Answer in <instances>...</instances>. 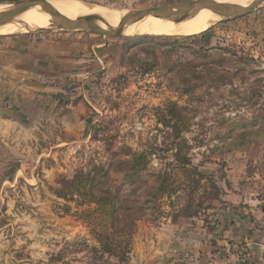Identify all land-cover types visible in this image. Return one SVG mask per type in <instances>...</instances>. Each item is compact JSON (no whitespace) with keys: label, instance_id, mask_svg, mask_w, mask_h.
Returning a JSON list of instances; mask_svg holds the SVG:
<instances>
[{"label":"rangeland","instance_id":"1","mask_svg":"<svg viewBox=\"0 0 264 264\" xmlns=\"http://www.w3.org/2000/svg\"><path fill=\"white\" fill-rule=\"evenodd\" d=\"M19 1L24 0L15 2ZM192 1L111 0L81 3L126 14ZM15 2H0V10ZM259 7L242 17L219 21L206 30L208 32L203 41L184 39L195 34L193 32L173 37L152 33L132 38L106 37L122 44L121 56H124H120V74L106 84L114 93L95 94L89 140L76 149L57 152L55 159L46 157L39 164L27 162L24 165L27 176L24 178L13 179L17 163L8 171L12 177L4 178L7 172L4 163H0V264H128L134 235L127 262L107 257L95 259L90 249L96 245L92 234L74 217L77 211L90 207L81 205L86 197L81 200L76 194L58 198L54 192L63 188L59 183L61 177L71 179L77 170L90 163H105L108 160L107 148L115 151L127 145L136 151L150 146L163 149V135L159 130L165 129L157 121V116L159 110L171 102L177 103L184 114L193 116L190 130L185 134L192 148V164L212 178L217 191L208 190L205 199L200 194L195 195V203L190 209L184 203L173 205L163 198L161 214L141 221L155 222L165 214L172 217L175 212L182 214L187 210V214H198L197 219H208L212 223L223 211L226 195L240 199L245 204V212L260 220L263 214L260 206L264 204L263 144H250L244 151L229 150L221 149L224 142L218 139L235 122H251L252 117L264 113V54L258 42L253 40L254 32L251 31L254 14L260 10ZM45 21L42 19L39 23ZM30 32L37 31L17 33ZM216 47H229L249 56L252 59L250 68L256 73L249 75L245 83L241 84L238 79L233 84L224 81L218 88L198 90L191 95L176 90L169 67L190 61L193 64L199 62L195 52L201 54L202 49ZM239 128L231 127L228 135L235 134ZM216 147L220 150L212 153ZM165 156L167 154L156 153L152 157V166L159 168L161 158ZM165 160L170 161L168 158ZM65 207L70 208L69 213L65 212ZM261 223L256 222L255 235L256 242L263 247L260 264L264 261Z\"/></svg>","mask_w":264,"mask_h":264},{"label":"crops","instance_id":"2","mask_svg":"<svg viewBox=\"0 0 264 264\" xmlns=\"http://www.w3.org/2000/svg\"><path fill=\"white\" fill-rule=\"evenodd\" d=\"M16 0H0V2ZM103 2L111 0H74ZM252 32L264 54V3ZM257 17V18H256ZM122 44L83 32L0 35V163L24 178V165L55 159L89 140L95 94H113ZM60 155V154H59ZM226 195L215 228L197 218L139 221L128 264H260L256 222L245 204ZM226 206V207H225ZM213 225V224H211ZM256 244L259 254L253 250Z\"/></svg>","mask_w":264,"mask_h":264},{"label":"trees","instance_id":"3","mask_svg":"<svg viewBox=\"0 0 264 264\" xmlns=\"http://www.w3.org/2000/svg\"><path fill=\"white\" fill-rule=\"evenodd\" d=\"M207 32L189 35L184 39L197 38L203 41ZM195 55L199 62L193 64L190 61L169 67L176 82V90H180L181 94L191 95L198 90L218 88L224 81L231 84L238 79L242 84L249 75L256 73L250 68L252 59L249 56L229 47L202 49L201 54L195 52ZM157 117L165 129L159 130L163 135V149L150 146L136 151L127 145L115 151L107 148L108 160L105 163H90L77 170L71 179L61 177L59 183L63 188L54 192L58 198L76 194L81 200L86 197L81 205L90 207L77 211L74 217L89 228L96 244L90 247L95 259L107 257L121 263L127 262L136 223L146 217L160 215L163 198L169 204L184 203L190 209L195 203V195L200 194L205 199L208 190L217 191L212 178L192 164V148L185 134L190 130L193 116L184 114L177 103L171 102L159 110ZM251 120L228 126L227 132L218 138L224 142L221 149L244 151L250 144H263L264 152V113L255 115ZM233 126L240 128L235 134L228 135ZM219 150L216 147L212 153ZM158 152L167 154V157L161 158L159 168H154L152 157ZM166 158L170 161L166 162ZM69 209L65 207V212L69 213ZM260 210L263 213L260 231L263 230L264 234V204ZM197 216L194 213L189 215L185 210L182 214L175 212L172 220ZM203 222L210 229L215 228L216 221L211 223L203 219Z\"/></svg>","mask_w":264,"mask_h":264},{"label":"water","instance_id":"4","mask_svg":"<svg viewBox=\"0 0 264 264\" xmlns=\"http://www.w3.org/2000/svg\"><path fill=\"white\" fill-rule=\"evenodd\" d=\"M62 1V0H56ZM50 0H24L12 3L9 7L0 11V26L13 22L18 16L28 10L36 7L45 14H59L50 4ZM264 0H253L247 6H241L231 3H218L214 0H194L192 2L170 5L156 8H148L132 11L124 14L115 27L106 25V29L98 26V22L89 16H81L74 20L63 22L50 21V25L46 29H35L38 31H55V32H83L101 37H124L122 32L126 25L131 22H140L151 16L155 19L165 21L184 22L195 18L202 10L211 12L216 16H220L222 20H230L249 14L252 10L259 7ZM220 20V21H222ZM256 254L259 250L256 244L252 245Z\"/></svg>","mask_w":264,"mask_h":264},{"label":"bare ground","instance_id":"5","mask_svg":"<svg viewBox=\"0 0 264 264\" xmlns=\"http://www.w3.org/2000/svg\"><path fill=\"white\" fill-rule=\"evenodd\" d=\"M218 3H231L241 6H247L253 0H214ZM49 4L59 14H45L42 13L38 7L28 10L22 15L18 16L13 22L0 26V35L14 34L19 31H28L35 29H46L50 25V21L63 22L67 20H74L81 16H89L94 22H98V26L106 29V25L115 27L120 18L125 14L116 10H108L101 7H93L85 5L81 2L75 1H50ZM1 11V10H0ZM46 20L39 23L40 20ZM221 19L209 11L202 10L195 18L184 22L179 21H165L155 19L148 16L140 22H131L123 29L124 37H136L143 34H166L172 36H182V33L193 32L196 35L208 30L214 26ZM151 34V35H152ZM146 36V35H145ZM161 36V35H160Z\"/></svg>","mask_w":264,"mask_h":264}]
</instances>
